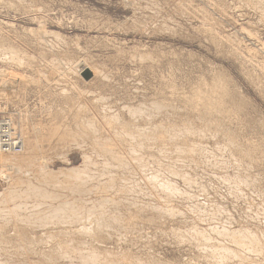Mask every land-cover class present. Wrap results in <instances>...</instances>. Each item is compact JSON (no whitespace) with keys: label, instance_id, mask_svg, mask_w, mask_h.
<instances>
[{"label":"rangeland","instance_id":"1","mask_svg":"<svg viewBox=\"0 0 264 264\" xmlns=\"http://www.w3.org/2000/svg\"><path fill=\"white\" fill-rule=\"evenodd\" d=\"M0 49V264H264V0H0Z\"/></svg>","mask_w":264,"mask_h":264},{"label":"bare ground","instance_id":"2","mask_svg":"<svg viewBox=\"0 0 264 264\" xmlns=\"http://www.w3.org/2000/svg\"><path fill=\"white\" fill-rule=\"evenodd\" d=\"M1 50V49H0ZM13 53H14V51L13 50H11ZM3 55V54H2ZM5 55H7V54H5ZM4 55V56H5ZM11 56H12V54H11ZM10 57V56H9ZM6 59V58H5ZM12 59V58H11ZM13 59H14V57H13ZM22 59V58H21ZM19 61V60H18ZM14 62V61H13ZM20 62V61H19ZM85 62V61H84ZM86 64V63H85ZM28 65V64H27ZM90 68V67H89ZM88 68L87 67H83V69L81 70L83 73L85 72V73H87L88 71ZM92 70V69H91ZM93 75H95V73L93 72ZM96 76V75H95ZM92 80H93V78H92ZM56 82V81H55ZM64 92V91H63ZM1 93V92H0ZM73 97V96H72ZM161 103V102H160ZM156 104V103H155ZM155 106V105H154ZM162 106V105H161ZM167 106V105H166ZM156 108V107H155ZM160 108H162V107H160ZM172 108V107H171ZM157 109V108H156ZM173 110V109H172ZM9 112V111H8ZM11 116V115H10ZM22 122V121H21ZM20 122V123H21ZM90 122V121H89ZM160 123V122H159ZM22 124V123H21ZM19 125V124H18ZM175 125V124H174ZM185 125V124H184ZM21 126H23V124L21 125ZM84 126V125H83ZM159 127V126H158ZM168 127V126H167ZM19 128V127H18ZM53 128V127H52ZM81 128V127H80ZM38 129V128H37ZM25 130V127L23 126V127H20V132L22 133V135L24 136V139H25V143H24V152L22 153V154H19V156L18 155H9V156H7L6 154H4V156L3 155H0V165H2V167L3 166H7V164L6 163H8V165H10V166H12L14 169H16V170H14L15 172H16V174H19V173H17L18 171H22L23 170V168L25 167V169H26V167L27 166H29V165H31V167L32 168H30L29 167V169H33L34 167V165L33 164H35L36 163V161H37V159L38 158H36L37 157V154H36V145H35V139H33V138H31L29 135H27V133H25L27 130H25V132H23ZM64 130V129H63ZM93 130V129H92ZM36 131H38V130H36ZM40 131V130H39ZM45 131V130H44ZM72 131V130H71ZM97 131V130H96ZM95 131V132H96ZM28 132V131H27ZM47 132V131H46ZM168 132V131H167ZM171 132V131H170ZM176 132V131H175ZM189 132V131H188ZM194 132V131H193ZM42 133V132H41ZM50 133V132H49ZM54 134V133H53ZM76 134V133H75ZM192 134V133H191ZM42 135V134H41ZM57 135H58V133H57ZM95 135V134H94ZM102 135V134H101ZM163 135V134H162ZM32 136V135H31ZM77 136V135H76ZM87 136V135H86ZM115 136V135H114ZM159 136V135H158ZM35 137V136H34ZM53 137V136H52ZM57 137V136H56ZM61 137V136H60ZM160 137H161V135H160ZM44 138V137H43ZM49 138V137H48ZM55 138V137H54ZM58 138V137H57ZM42 138H40V140H41ZM46 139V138H45ZM56 139V138H55ZM59 139V138H58ZM93 139H95V138H93ZM169 139V138H168ZM36 140H37V137H36ZM159 140V139H158ZM162 140V139H161ZM164 140V139H163ZM54 141V140H53ZM39 143H40V141H38ZM57 142V141H56ZM105 142V141H104ZM176 142V141H175ZM53 143V142H52ZM92 143V142H91ZM164 143V142H163ZM43 144V143H42ZM103 144V143H102ZM173 144V143H172ZM178 144V143H177ZM51 145V144H50ZM53 145V144H52ZM166 145V144H165ZM36 146V147H35ZM109 146V145H108ZM107 146V147H108ZM97 147V146H96ZM105 147V146H104ZM198 147V146H197ZM50 148V147H49ZM43 149V148H42ZM112 149V148H111ZM226 149V148H225ZM176 150V149H175ZM41 151H43V150H41ZM170 151V150H169ZM232 151V150H231ZM40 152V151H39ZM50 152V151H49ZM109 152V151H108ZM107 152V153H108ZM172 152V151H171ZM175 152V151H174ZM41 153V152H40ZM96 153V152H95ZM110 153H111V151H110ZM187 153V152H186ZM39 154V153H38ZM179 154V153H178ZM38 157H39V155H38ZM186 157V156H185ZM177 158V157H176ZM179 158V157H178ZM41 159V158H40ZM39 159V160H40ZM5 162V164H2V163H4ZM179 163V162H178ZM37 164V163H36ZM38 164H39V162H38ZM89 165V164H88ZM244 165V164H243ZM41 166H43V165H41ZM40 166V167H41ZM38 167V166H37ZM39 167V168H40ZM43 168V167H42ZM166 170V169H165ZM174 170H176V169H174ZM29 171V170H28ZM35 171V170H34ZM234 171V170H233ZM236 171V170H235ZM246 171V170H245ZM31 172V171H30ZM42 172V171H41ZM45 172V171H44ZM56 172V171H55ZM172 172V171H171ZM13 173V172H12ZM22 173V172H21ZM175 173H176V171H175ZM5 174V173H4ZM48 174V173H47ZM56 174V173H55ZM81 174V173H80ZM172 174V173H171ZM252 174V173H251ZM13 175L14 174H10L9 176L11 177H13ZM41 175V174H40ZM46 175V174H45ZM48 175H50V174H48ZM60 175V174H59ZM63 175V174H62ZM8 176V177H9ZM19 176V175H18ZM23 176V175H22ZM79 176V175H78ZM81 176V175H80ZM79 176V177H80ZM86 176V175H85ZM186 176V175H185ZM247 176V175H246ZM20 177H21V174H20ZM56 177H58V176H56ZM60 177V176H59ZM82 177V176H81ZM153 177V176H152ZM174 177V176H173ZM243 177V176H242ZM34 178V177H33ZM51 178V177H50ZM53 178V177H52ZM183 178V177H182ZM27 179V178H26ZM29 179V178H28ZM46 179H47V177H46ZM82 179V178H81ZM83 179H84V176H83ZM89 179V178H88ZM145 179H146V177H145ZM155 179V178H154ZM152 178H151V182H152ZM156 180V179H155ZM161 180V179H160ZM186 180H187V177H186ZM245 180V179H244ZM12 181V180H11ZM87 180H85V182H86ZM95 181V180H94ZM239 181V180H238ZM13 182H15V181H13ZM40 182V181H39ZM72 182V181H71ZM147 182V181H146ZM164 182V181H163ZM54 183V182H53ZM59 184H60V182H58ZM64 183V182H63ZM62 183V185L64 186V184ZM68 183V182H67ZM81 183V182H80ZM245 183H248V182H245ZM12 184V183H11ZM10 184V185H11ZM55 184V183H54ZM77 184V183H76ZM83 184V183H82ZM17 185V184H16ZM15 185V186H16ZM69 185V184H68ZM78 185V184H77ZM154 185V184H153ZM167 185H168V183H167ZM157 186H158V184H157ZM172 186H174V185H172ZM248 186V185H247ZM69 187V186H68ZM161 187V186H160ZM168 187V186H167ZM166 187V188H167ZM170 187V186H169ZM169 187H168V191H169ZM234 187V186H233ZM20 188V187H19ZM30 188V187H29ZM42 188V187H41ZM79 188V187H78ZM162 188V187H161ZM174 188V187H173ZM249 188V187H248ZM13 189H15V188H13ZM37 189V188H36ZM40 189V188H39ZM55 189V188H54ZM58 189V188H57ZM92 189H95V188H93V186H92ZM165 189V188H164ZM171 189V188H170ZM9 190V189H8ZM12 190V189H11ZM10 190V191H11ZM97 190V189H96ZM13 191V190H12ZM18 191V190H17ZM28 191V190H27ZM43 191H45V190H43ZM79 191V190H78ZM162 191H163V189H162ZM173 191H174V189H173ZM176 191H178L177 189H176ZM180 191V190H179ZM85 192V191H84ZM84 192H82V193H84ZM164 192V191H163ZM167 192V191H166ZM170 192V191H169ZM86 193V192H85ZM90 193V192H89ZM143 193V192H142ZM173 193V192H172ZM172 193L170 194V195H172ZM13 194V193H12ZM42 194V193H41ZM58 194V193H57ZM76 194V193H75ZM174 194V193H173ZM13 195H15V194H13ZM55 196V195H54ZM145 196V195H144ZM248 196V195H247ZM8 197V196H7ZM35 197V196H34ZM46 197V196H45ZM50 197V196H49ZM56 198H57V196H55ZM64 197V196H63ZM41 198V197H40ZM4 199V198H3ZM10 199H12V197H10ZM51 199V198H50ZM58 199V198H57ZM160 199V198H159ZM14 200V199H13ZM12 200V201H13ZM52 200V199H51ZM11 201V202H12ZM10 202V203H11ZM31 202V201H30ZM87 202V201H86ZM91 202V201H90ZM166 202V201H165ZM14 203V202H13ZM83 203V202H82ZM97 203H99V202H97ZM119 203V202H118ZM130 203V202H129ZM72 204V203H71ZM115 204V203H114ZM172 204V203H171ZM174 204V203H173ZM19 205V204H18ZM59 205V204H58ZM68 205V204H67ZM134 205V204H133ZM17 206V205H16ZM20 206V205H19ZM18 206V207H19ZM23 206V205H22ZM50 206V205H49ZM63 206V205H62ZM61 206V207H62ZM76 206V205H75ZM124 206V205H123ZM136 206V205H135ZM138 206V205H137ZM52 207V206H51ZM57 207V206H56ZM141 207V206H140ZM144 207V206H143ZM142 207V208H143ZM159 207V206H158ZM252 207V206H251ZM15 208V207H14ZM14 208L12 209L13 211H14ZM53 208V207H52ZM64 208V207H63ZM63 208H58V209H54V210H56V212H58L57 210H59L60 212H61V210H66L67 208H65V209H63ZM69 208V207H68ZM74 208V207H73ZM91 208H93V207H91ZM36 209V208H35ZM38 209V208H37ZM36 209V210H37ZM61 209V210H60ZM71 209H72V207H71ZM155 209V208H154ZM51 210V209H50ZM49 210V211H50ZM75 210V212H76V209H74ZM78 210V209H77ZM94 210V209H93ZM103 210V209H102ZM127 210V209H126ZM158 210V209H157ZM167 210V209H166ZM173 209H171V211H172ZM175 210V209H174ZM44 211H46V210H44ZM43 211V212H44ZM48 211V212H49ZM72 211V210H71ZM83 211V210H82ZM92 211V210H91ZM100 211H101V209H100ZM114 211H116V210H114ZM118 211H119V209H118ZM138 211V210H137ZM168 211V210H167ZM170 211V212H171ZM176 211V210H175ZM47 212V211H46ZM46 212H44L45 214H46ZM69 212V211H68ZM74 212V211H73ZM84 212V211H83ZM128 212V211H127ZM130 212V211H129ZM39 213V212H38ZM52 213V212H51ZM62 213V212H61ZM97 213V212H96ZM163 213V212H162ZM165 213H166V211H165ZM16 214V213H15ZM41 214V213H40ZM56 214H58V213H56ZM74 214V213H73ZM79 214H80V212H79ZM84 214V213H83ZM86 214V213H85ZM88 214V213H87ZM104 214V213H103ZM106 214V213H105ZM115 214V213H114ZM160 214V213H159ZM168 214V213H167ZM171 214H172V212H171ZM212 214V213H211ZM215 214V213H214ZM218 214V213H217ZM44 215V214H43ZM62 215V214H61ZM64 215V214H63ZM97 215V214H96ZM99 215V214H98ZM97 215V216H98ZM169 215V214H168ZM174 215V214H173ZM47 216V215H46ZM53 216V215H52ZM51 216V217H52ZM71 216H73V215H71ZM76 216V215H75ZM78 216V215H77ZM81 216V215H80ZM160 216V215H159ZM165 216V215H164ZM24 217V216H23ZM30 217V216H29ZM60 217V216H59ZM162 217V216H161ZM175 217V216H174ZM22 218V217H21ZM20 218V219H21ZM31 218V217H30ZM43 218H44V216H43ZM79 218V217H78ZM102 218H104V217H102ZM101 218V219H102ZM148 218H150V217H148ZM66 219V218H65ZM74 219H77L76 217L74 218ZM110 219V218H109ZM151 219V218H150ZM22 220V219H21ZM26 220V219H25ZM40 220V219H39ZM45 220H46V218H45ZM48 220V219H47ZM54 220V219H53ZM68 220V219H67ZM66 220V221H67ZM78 220V219H77ZM114 220H116V219H114ZM114 220H112L113 222H114ZM127 220V219H126ZM217 220V219H216ZM38 221V220H37ZM71 221V220H70ZM74 221V220H73ZM78 221H80V219L78 220ZM78 221H76V222H78ZM91 221V220H90ZM18 222V221H17ZM34 222H36V219H35V221ZM34 222H33V224H34ZM48 222H49V220H48ZM53 222V221H52ZM58 222V221H57ZM75 222V221H74ZM81 222V221H80ZM111 222V221H110ZM217 222V221H216ZM23 223V222H22ZM39 223H41V222H39ZM106 223V222H105ZM109 223V222H108ZM155 223V222H154ZM4 224V223H3ZM24 225H25V223H23ZM28 224V223H27ZM62 224V223H61ZM77 224V223H76ZM81 224H83V223H81ZM95 224H97V222L95 223ZM99 224V223H98ZM97 224V225H98ZM117 224V223H116ZM220 224V223H219ZM29 225V224H28ZM63 225V224H62ZM73 225V224H72ZM78 225V224H77ZM30 226H32V225H30ZM88 226H89V223H88ZM94 226V225H93ZM105 226V225H104ZM113 226V225H112ZM120 226V225H119ZM229 226V225H228ZM28 227V226H27ZM69 227H70V224H69ZM90 227V226H89ZM100 227H102V226H100ZM107 227V226H106ZM105 227V228H106ZM108 227H109V224H108ZM107 227V229H109ZM123 227V226H122ZM129 227V226H128ZM216 227H218V226H216ZM71 228V227H70ZM79 228H81V227H79ZM93 228V227H92ZM96 228V227H95ZM104 228V229H105ZM213 228V227H212ZM97 229V228H96ZM99 230H100V228H98ZM97 229V230H98ZM111 229V228H110ZM124 229V228H123ZM128 229V228H127ZM226 229L227 228H225V230H224V233H226ZM80 230V229H79ZM82 230H83V228H82ZM87 230V229H86ZM89 230V229H88ZM101 230H103V229H101ZM117 230V229H116ZM214 230H217V229H214ZM84 231V230H83ZM82 231V232H83ZM90 231V230H89ZM92 231V230H91ZM91 231L90 232H88L87 231V235L89 234V233H91ZM94 229H93V233H94ZM238 231V230H237ZM29 232V231H28ZM69 232V231H68ZM76 232H77V230H76ZM75 232V233H76ZM78 232H80V231H78ZM81 232V233H82ZM97 232V231H96ZM197 232V231H196ZM199 232V231H198ZM233 232V231H232ZM86 232H84V234H85ZM223 233V232H222ZM254 233V232H253ZM73 234V233H72ZM71 234V235H72ZM84 234H80L81 236L82 235H84ZM97 234V233H96ZM96 234H94V235H91L90 234V237H92L93 239L96 237ZM101 234V233H100ZM119 234H120V232H119ZM220 234V233H219ZM239 234V233H238ZM86 234H85V236H83V237H86L87 236ZM224 235V234H223ZM241 235V234H240ZM35 236V235H34ZM101 236V235H100ZM226 236V235H225ZM255 236V235H254ZM31 237V236H30ZM98 237V236H97ZM109 237V236H108ZM232 237V236H231ZM243 237V236H242ZM242 237H241V239H242ZM249 237V236H248ZM35 238V237H34ZM33 238V239H34ZM38 238V237H37ZM88 238V237H87ZM204 238V237H203ZM234 238V237H233ZM233 238H231V239H233ZM236 238V237H235ZM240 238V237H239ZM238 238V239H239ZM245 238V237H244ZM68 239V238H67ZM74 239V238H73ZM86 238H84V240H85ZM249 239V238H248ZM35 240V239H34ZM75 240V239H74ZM73 240V241H74ZM83 240V241H84ZM96 240V239H95ZM252 240H253V235H252ZM68 241V240H67ZM71 242L70 243H72V240H70ZM210 241V240H209ZM81 242V241H80ZM85 242V241H84ZM236 242H238V241H236ZM254 242V241H253ZM74 243V242H73ZM72 243V244H73ZM204 243H206V242H204ZM255 243V242H254ZM75 244V243H74ZM82 244H84L83 242H82ZM85 244H88V243H86L85 242ZM84 244V245H85ZM203 244V243H202ZM80 245V244H79ZM81 246V245H80ZM83 246V245H82ZM86 246V245H85ZM212 246V245H211ZM78 247V246H77ZM257 247V246H256ZM10 249V248H9ZM217 249V248H216ZM250 249V248H249ZM255 250V249H254ZM98 251V250H97ZM104 251V250H103ZM107 251V250H106ZM110 251V250H109ZM214 251H216V250H214ZM213 251V252H214ZM248 251V250H247ZM252 251V250H251ZM256 251V250H255ZM250 251H248V253H249ZM109 253V252H108ZM212 255H214V254H212ZM213 257V256H212ZM137 258V257H136ZM75 259V258H74ZM136 260V259H135ZM99 261V260H98ZM115 261V260H114ZM137 261V260H136ZM22 263V262H21ZM140 264V263H139ZM144 264H146V263H144Z\"/></svg>","mask_w":264,"mask_h":264},{"label":"built area","instance_id":"3","mask_svg":"<svg viewBox=\"0 0 264 264\" xmlns=\"http://www.w3.org/2000/svg\"><path fill=\"white\" fill-rule=\"evenodd\" d=\"M0 103V155H18L24 152L25 139L16 122L4 112Z\"/></svg>","mask_w":264,"mask_h":264},{"label":"water","instance_id":"4","mask_svg":"<svg viewBox=\"0 0 264 264\" xmlns=\"http://www.w3.org/2000/svg\"><path fill=\"white\" fill-rule=\"evenodd\" d=\"M92 76H93L92 73H90L89 71L87 73H85V77H86L87 80L91 79Z\"/></svg>","mask_w":264,"mask_h":264}]
</instances>
